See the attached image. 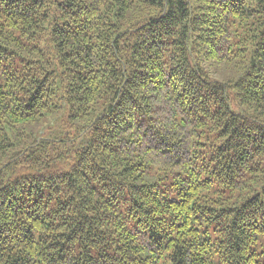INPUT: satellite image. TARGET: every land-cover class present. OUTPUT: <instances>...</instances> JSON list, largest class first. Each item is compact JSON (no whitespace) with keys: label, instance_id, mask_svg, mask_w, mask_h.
I'll list each match as a JSON object with an SVG mask.
<instances>
[{"label":"trees","instance_id":"obj_1","mask_svg":"<svg viewBox=\"0 0 264 264\" xmlns=\"http://www.w3.org/2000/svg\"><path fill=\"white\" fill-rule=\"evenodd\" d=\"M0 264H264V0H0Z\"/></svg>","mask_w":264,"mask_h":264},{"label":"rangeland","instance_id":"obj_2","mask_svg":"<svg viewBox=\"0 0 264 264\" xmlns=\"http://www.w3.org/2000/svg\"><path fill=\"white\" fill-rule=\"evenodd\" d=\"M46 136L50 137V136H60V135H67L70 136L73 133V129L67 130V129H63L60 124L59 125H54L52 126V128H49L48 130H45Z\"/></svg>","mask_w":264,"mask_h":264}]
</instances>
